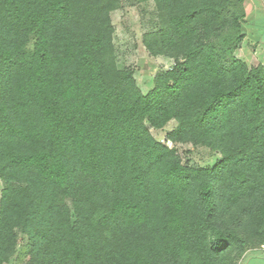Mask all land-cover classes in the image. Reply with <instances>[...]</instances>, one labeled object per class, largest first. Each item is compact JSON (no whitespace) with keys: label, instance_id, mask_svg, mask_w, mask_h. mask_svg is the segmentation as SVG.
<instances>
[{"label":"trees","instance_id":"trees-1","mask_svg":"<svg viewBox=\"0 0 264 264\" xmlns=\"http://www.w3.org/2000/svg\"><path fill=\"white\" fill-rule=\"evenodd\" d=\"M144 94L118 66L121 0H0V264H240L264 249V65L236 56L245 0H154ZM221 155L194 167L158 141ZM72 200L68 207L66 199Z\"/></svg>","mask_w":264,"mask_h":264},{"label":"rangeland","instance_id":"rangeland-1","mask_svg":"<svg viewBox=\"0 0 264 264\" xmlns=\"http://www.w3.org/2000/svg\"><path fill=\"white\" fill-rule=\"evenodd\" d=\"M263 5L255 1L251 2L250 14L245 18L243 29L245 35L249 37L251 35L253 38L245 37L236 51V56L249 65L252 64V59L256 55L261 58L264 56L263 46H259V43L254 40L257 33L256 26L263 23L261 21L264 15ZM161 14L154 0H121L120 6L111 13L115 28L113 41L118 66L122 69H131L134 72L137 84L144 94H148L155 88L159 76L177 65V61L173 57L163 54L153 55L144 43V36L159 28ZM147 125L153 136L163 144L175 148L186 164L194 167H213L221 160V155L210 148L196 146L192 142L175 143L171 141L169 134L177 129L176 120H171L163 128L152 127L149 123ZM4 186V181L0 176V207ZM66 203L68 207L72 206L70 198L66 199ZM16 232L18 245L12 257L14 262L16 264H43L33 261L30 257L34 244L31 230L25 231L19 228L16 229Z\"/></svg>","mask_w":264,"mask_h":264},{"label":"crops","instance_id":"crops-1","mask_svg":"<svg viewBox=\"0 0 264 264\" xmlns=\"http://www.w3.org/2000/svg\"><path fill=\"white\" fill-rule=\"evenodd\" d=\"M252 1H255L257 3H260L261 5L264 4V0H245L246 12H247V15L248 16L250 14L249 6L251 5V2ZM261 21L263 22L262 25L256 26V28H255L257 33L255 34V39L254 40L256 41V43L257 42L259 43L258 44L259 46L262 45L263 46V49H264V15L261 18ZM247 36L248 35H246V37ZM248 37H247V39H248ZM250 37L253 38L251 35H250ZM256 57L264 65V56H263V58H261V57H259V56L256 55ZM14 261L15 260L12 259L9 263H5V264H16ZM240 264H264V249H256V250H250V251H248L244 255V257L242 258Z\"/></svg>","mask_w":264,"mask_h":264}]
</instances>
